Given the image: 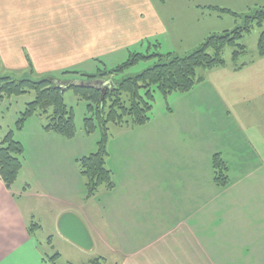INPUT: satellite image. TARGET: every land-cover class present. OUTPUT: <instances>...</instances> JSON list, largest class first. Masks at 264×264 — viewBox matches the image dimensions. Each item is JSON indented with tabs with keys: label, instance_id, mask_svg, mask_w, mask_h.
Returning <instances> with one entry per match:
<instances>
[{
	"label": "crops",
	"instance_id": "0c3cea01",
	"mask_svg": "<svg viewBox=\"0 0 264 264\" xmlns=\"http://www.w3.org/2000/svg\"><path fill=\"white\" fill-rule=\"evenodd\" d=\"M234 5L249 11L264 0H0V72L56 76L93 62L118 63L135 47L165 46L189 29L196 36L218 29L196 25L204 21L198 9L220 13L211 7ZM261 60L249 69L231 66L212 84L198 83L166 115L137 126L136 137L119 145L118 159L106 162L114 188L85 201L78 196L76 163L92 151L39 126L32 162L16 179L20 185L9 190L0 179V264H58L40 249L36 227L29 230L32 196L62 204L48 212L54 229L65 211L83 220L94 244L84 250L92 252L90 260L108 253L114 264H200L207 227L216 235L227 221L230 246H236L228 263L264 264ZM215 154L228 167L225 187L214 182ZM85 204H94L98 220L88 217Z\"/></svg>",
	"mask_w": 264,
	"mask_h": 264
},
{
	"label": "trees",
	"instance_id": "16d2710c",
	"mask_svg": "<svg viewBox=\"0 0 264 264\" xmlns=\"http://www.w3.org/2000/svg\"><path fill=\"white\" fill-rule=\"evenodd\" d=\"M221 13L238 16L226 8L211 7ZM243 24L231 30L212 33L207 36L197 48L184 56L173 52L165 54L131 52L128 58L110 70H99L98 73L87 75L86 81L93 79L111 80V77L134 66L141 60L157 58L150 67L142 70L134 76L123 78L111 87L102 91L97 87H81L70 85L79 97L86 99L88 116L84 118V127L87 133L99 128L100 137L96 149L77 159L79 173L84 179L85 198L96 195L100 190L114 188L113 174L106 162L108 157L107 141L109 138L108 124L141 126L150 121L154 92L159 91L166 96L172 92L185 93L190 91L195 84L203 81V77L197 75V69H213L225 66L223 51L231 47V59L236 61L246 52L242 43L244 37L249 35L255 27L264 25V5L250 9L243 15ZM159 47V43L152 45ZM150 49V47L148 48ZM147 49V50H148ZM259 56H264V30L260 31L257 42ZM25 78L14 76H0V97L19 95L33 91L34 99L26 104L16 121V128L21 129L24 121L34 114H43L48 118L44 125L46 130H52L66 138H72L75 134L73 113L67 108L63 100V92L52 80L55 76L34 78L29 70L24 73ZM62 74H82L80 71H64ZM61 81H68L60 79ZM95 120V121H94ZM23 145L13 138L12 130L8 131L0 142V179L7 189H11L22 168ZM214 182L225 187L229 182L228 167L219 154L212 157ZM38 227L35 223L29 225L31 231ZM55 256V255H54ZM52 256L51 258H54ZM50 258V259H51ZM101 257L93 258L90 264H102ZM104 260V259H103Z\"/></svg>",
	"mask_w": 264,
	"mask_h": 264
},
{
	"label": "rangeland",
	"instance_id": "374dc122",
	"mask_svg": "<svg viewBox=\"0 0 264 264\" xmlns=\"http://www.w3.org/2000/svg\"><path fill=\"white\" fill-rule=\"evenodd\" d=\"M175 1V0H174ZM189 2H196L197 4L200 2H204L207 0H188ZM191 4V3H190ZM204 4V3H203ZM203 8L198 9L199 10V16L204 21H201L199 24H196L197 22H190L189 27H193L196 25H199L200 27H209L212 23H215L214 26H217L218 29H211L212 31H208L209 29H206L207 33H201L199 36H196V34H192L193 30L189 29L188 35L183 38H179L176 40L167 42L165 46L158 47L157 49L153 46L150 47V49L147 50V48L143 49H132L130 52H128L124 59L122 61H119L118 63H109L104 61H98L93 62L90 65L84 66L82 69H79L80 73L82 74H62L57 73L56 78H71L68 80H75V81H86L87 75H93L98 73L99 70H110L115 68L117 65L124 62L130 53L132 52H139V53H153L158 52L165 54L166 52H173L174 54H177L179 56L187 55L191 52H193L197 46L211 33H221L223 30H231L234 27L240 26L243 24L244 17L243 15L247 13L248 11L245 9L246 7L243 6H230L226 8H231L230 10L238 13V16H232L227 13H216L215 11L209 10V7L202 6ZM197 8V7H196ZM224 8V7H221ZM196 11L190 10L189 14L191 16H194ZM204 15L202 17L201 15ZM218 15H221L218 16ZM212 27V26H211ZM216 28V27H214ZM264 30L263 27H255L249 35L244 37L242 40V43L246 47V52L240 56L236 61H233L231 59V47H226L223 51V58L226 62L225 67H218L213 69H197V75L203 77V81L199 83L205 84H212L213 79L215 77H221L220 72L224 71L225 73H228L229 68L231 66H239L243 69H246L254 64L259 63L261 60V56L258 54L257 50V42L260 35V31ZM187 33V31H186ZM169 49L171 51H169ZM157 61V58H150L146 60H141L134 66H131L130 68L126 69L123 72L116 73L111 77V81L114 83H117L121 81L123 78L128 76H134L138 73H140L142 70L152 66ZM253 66H251L252 68ZM4 72H0V76H5ZM12 76L16 78H25L28 75L12 72ZM34 78H42L47 75H38V74H32ZM54 76V75H51ZM70 76V77H69ZM229 77V76H228ZM67 80V79H66ZM197 84H195L194 87H196ZM200 86L195 88V93L198 91ZM187 93V92H185ZM183 93L181 92H172L166 96L162 95L159 91L154 92V100L152 102V116L150 121L153 119L157 120L160 117L166 115V113L175 106V104L179 100V95ZM34 99V92L29 91L25 92L19 95H10V96H3L0 97V142L4 135L12 130L13 138L20 141L24 148V153L22 157V165L25 163L30 164L32 162L33 158V152H32V144H33V133L36 129H38L39 126L44 128V125L48 123V118L46 115L43 114H34L27 118L24 121V124L21 129L16 128V121L20 117L21 112H23L26 108V104L28 102H31ZM63 100L67 106L68 109H70L73 113L74 118V124H75V134L72 138H66V139H72V142L77 145H83L85 146L86 150H91L92 152L96 149L97 141L100 137L99 128L96 127L94 131L91 133H87L84 127V118L88 116L87 112V103L88 101L86 99H83L79 97V95L74 91L72 88H67L63 92ZM95 121V120H94ZM148 121L147 123H149ZM108 133L109 138L107 141V151H108V157L107 161L110 162L116 161L119 157L118 148L119 145L127 138L136 137V127L137 126H131V125H115L112 123H109L108 125ZM142 126V125H141ZM45 129V128H44ZM46 130V129H45ZM85 150V151H86ZM90 151V152H91ZM89 152V151H86ZM77 164V163H76ZM76 169H78V164L76 165ZM78 173V181L80 184H77L79 193L78 196H84L85 189L83 188L84 179L81 176V174ZM21 181V180H20ZM16 183V184H15ZM15 185H20V182L15 181ZM30 186L37 188V184L34 182ZM35 192L33 190L31 193ZM30 193V191H29ZM98 196V193L95 195V197ZM85 197V196H84ZM17 198V197H16ZM19 199V198H17ZM86 198H84L85 201ZM30 203L29 208L32 212V223L31 224H37L38 227L33 229V232L35 236L37 237L40 249L42 252L49 256H54L57 260L58 264H90L88 255H91L92 252H85L84 250H81L74 244H72L70 241L66 240L61 236L57 229H54L53 223H52V216H50L51 210L61 208L62 204L59 202H55L48 199H39L35 196L30 197ZM65 202H70L68 205L67 203H63L64 205L67 204L68 206H75L74 200H65ZM72 202V203H71ZM78 203L84 204L82 201L78 200ZM84 210L88 212V217H90L93 220H98V217L96 215L97 210L94 209V204H85ZM221 216V214H220ZM222 218V216H221ZM30 224V225H31ZM206 237L209 239H206L205 245L201 247L204 250L205 254V262H202L200 264H229L228 260L231 256L235 253L236 246L231 245L230 246V229H229V223L226 221L223 225L222 230L214 235V229L212 227H207L206 229ZM201 253V252H200ZM218 254V255H216ZM231 254V255H230ZM230 255V256H229ZM203 257L202 255H200ZM97 257V256H96ZM103 257L106 258L105 260L101 259L102 264H114L115 259L111 258V256L108 255V253H103ZM93 259V258H92ZM225 260V262L221 260Z\"/></svg>",
	"mask_w": 264,
	"mask_h": 264
},
{
	"label": "water",
	"instance_id": "95a60500",
	"mask_svg": "<svg viewBox=\"0 0 264 264\" xmlns=\"http://www.w3.org/2000/svg\"><path fill=\"white\" fill-rule=\"evenodd\" d=\"M52 83L61 90H64L70 85L81 87H97L102 89V91L111 87V82L109 80H103L100 78L90 81H61L60 79L54 78ZM57 230L61 236L81 249L88 251L93 248V240L87 226L83 220L72 211H65L59 216L57 220Z\"/></svg>",
	"mask_w": 264,
	"mask_h": 264
}]
</instances>
